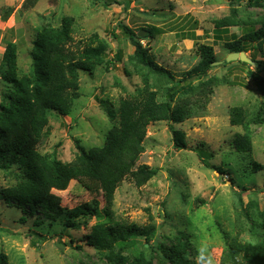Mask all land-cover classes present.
<instances>
[{
	"label": "rangeland",
	"instance_id": "374dc122",
	"mask_svg": "<svg viewBox=\"0 0 264 264\" xmlns=\"http://www.w3.org/2000/svg\"><path fill=\"white\" fill-rule=\"evenodd\" d=\"M103 1L0 0V61L6 42H15L20 74L31 68L37 29L58 26L62 15L73 17L75 41L86 43L96 36V43L107 47V61L92 73H79V96L70 113H50L38 144L40 152L56 151L57 157L67 162L77 154V144L86 149L102 145L107 130L115 123L109 120L106 107L116 110L121 97L141 90V78L129 60L134 46L122 25L141 32L138 36L143 46L150 48L153 59L178 77L198 62L200 44L212 45L218 63L202 79L214 75L229 82L214 87L203 111L174 123L185 134V148L174 147L168 121L147 126L144 151L137 163L156 168L157 173L140 187L124 179L115 190L111 206H107L101 191L87 190L71 180L64 190L52 189L63 211L52 224L44 218L41 230L34 225L33 216L19 223L21 209L0 200V250L7 254L10 264H108L100 251L83 241L70 242L69 237L81 239L91 225L116 220L156 227L149 243L138 237L132 249L121 252L129 261L141 250L148 264H174L167 259L165 249L183 231L191 242L187 257L192 264H219L228 239L236 232L238 194L244 203L256 201L264 215V124L250 126L251 152H237L232 142L243 128L231 125L228 116L232 106L252 109L264 102V65L257 72L255 64L244 65L237 59L224 64L229 52L223 42L229 41L232 33L241 36L243 30L231 26L224 39L217 41L214 19L230 14L232 8L238 17L256 18L264 15V6L230 0H116L118 3L106 8ZM149 27L158 29L153 37L147 36L145 29ZM246 54L263 60L264 45L261 51L249 48ZM118 55L120 59L114 60ZM249 71L254 75L257 72L262 86ZM3 91L0 76V102ZM198 148L209 166L198 156ZM253 161L263 169L254 172ZM21 175L16 163L0 169V190L16 184ZM84 203L92 212L75 218L81 222L80 228L68 229L59 236L65 219L70 218V209ZM37 215L42 217L40 212ZM240 219L241 239L258 241L260 229L253 233L249 221L242 216Z\"/></svg>",
	"mask_w": 264,
	"mask_h": 264
},
{
	"label": "trees",
	"instance_id": "16d2710c",
	"mask_svg": "<svg viewBox=\"0 0 264 264\" xmlns=\"http://www.w3.org/2000/svg\"><path fill=\"white\" fill-rule=\"evenodd\" d=\"M234 1H244L252 7L264 6V0H230ZM111 3L118 1H103L106 8ZM73 26V17L62 15L58 26L42 25L37 29L28 72L20 74L18 71L15 42H6L0 61V76L4 84L0 102V169H8L16 163L22 171L16 184L0 190V200L21 209L19 223L33 216L34 225L41 230L45 226L44 218L52 224L63 211L60 198L52 193V189L64 190L71 180H76L87 190L101 191L107 206H111L115 190L124 179H130L137 187L146 184L157 173L156 168L137 163L144 151L147 126L157 121H168L174 147L185 148V134L175 128L174 123L203 111L214 87L229 82L214 75L202 79L218 63L212 45L200 44L198 62L178 77L153 59L150 48L143 46L136 31L122 25L134 46L129 60L141 78L142 88L135 94L121 97L116 110L106 107L109 120L115 123L107 130L102 145L86 149L77 144L75 157L62 161L56 151L42 153L38 149L48 117L51 112L68 115L74 99L79 96V73H92L98 65L107 61V47L101 42L96 43V36L86 43L75 41ZM231 26H240L243 33L239 37L232 33L230 40L223 42L228 52L263 49L264 15L238 17L237 10L232 8L230 14L214 19L216 40H223ZM145 30L151 37L158 31L156 27ZM250 58L259 72V64L263 66L264 59H257L254 54ZM119 59L120 55L114 60ZM109 63L113 61L109 59ZM239 63L249 65L240 60ZM257 72L254 75L249 71V74L252 73L262 86V78L257 76ZM228 116L231 125L243 128V132L233 138L235 151L251 152L250 126L264 124V102L252 109L242 105L232 106ZM202 155V149L198 148V156L209 166ZM252 167L254 172L263 169L257 161L252 162ZM238 204L240 211L234 221L236 232L228 239L219 264H264V215L261 216L256 201L244 203L239 194ZM90 208L88 203H84L70 209V218L65 219L59 236L68 229H79L81 222L75 218L90 214ZM39 212L42 217L37 215ZM241 216L249 221L248 227L253 233H258L260 229L258 241L241 239ZM155 232L154 224L141 226L112 220L95 223L81 239L69 237V241H83L100 251L108 264H148L149 260L141 250L134 253L131 261L121 252L132 249L138 237L149 243ZM36 235L40 236V233L36 232ZM41 238L46 239V235ZM76 246L80 248V245ZM190 247L188 234L181 231L175 242L165 249L166 257L174 264H192L187 257ZM0 264H10L7 254L1 250Z\"/></svg>",
	"mask_w": 264,
	"mask_h": 264
},
{
	"label": "water",
	"instance_id": "95a60500",
	"mask_svg": "<svg viewBox=\"0 0 264 264\" xmlns=\"http://www.w3.org/2000/svg\"><path fill=\"white\" fill-rule=\"evenodd\" d=\"M141 34H142L141 32L138 33L139 36ZM236 59L247 62L249 64H254V61L244 51L229 52L225 58V61L236 60ZM259 68H262V65L259 64Z\"/></svg>",
	"mask_w": 264,
	"mask_h": 264
}]
</instances>
